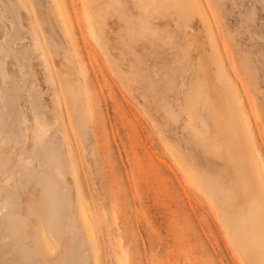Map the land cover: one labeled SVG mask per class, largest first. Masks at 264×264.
<instances>
[{"label": "rangeland", "instance_id": "rangeland-1", "mask_svg": "<svg viewBox=\"0 0 264 264\" xmlns=\"http://www.w3.org/2000/svg\"><path fill=\"white\" fill-rule=\"evenodd\" d=\"M159 3L148 17L133 15L129 2L103 17L101 1L91 0L89 20L82 0H0V197L8 190L22 205L29 197L38 201L39 169L54 177L49 166L60 163L70 181L68 214L79 229L78 238L66 230L63 264H244L177 150L199 172L225 170L222 158L189 138L200 135L184 113L194 112L198 126L203 115L212 124L203 102L189 97L198 80L208 91L207 80L222 82L225 74L242 95L264 153V0H197L187 16L171 2ZM46 121L41 145L35 134ZM67 141L79 185L67 165ZM3 151L12 152L10 160ZM28 154L34 163L25 167ZM37 158H47L40 168ZM78 186L94 233L76 215ZM0 229L9 240L4 245L0 235V264H28L24 240L17 247ZM32 264L48 263L38 254Z\"/></svg>", "mask_w": 264, "mask_h": 264}, {"label": "bare ground", "instance_id": "bare-ground-1", "mask_svg": "<svg viewBox=\"0 0 264 264\" xmlns=\"http://www.w3.org/2000/svg\"><path fill=\"white\" fill-rule=\"evenodd\" d=\"M82 1L88 13V18L91 20V15H89V2L91 0ZM100 1L103 17H107L113 9L125 6L128 2L135 9L132 11V14L143 18L148 17L151 9L160 6L159 2H171L182 16H187L190 10L197 8V0ZM64 25L66 26V20L64 21ZM91 33L97 41H100L99 32L94 25L91 27ZM208 33L211 42L215 44L216 38L210 27ZM37 41L39 40L37 39ZM206 68H211V62L210 66ZM201 70L204 71V69ZM224 83H229L230 87L224 89ZM206 84L208 91L201 86V82L198 80L197 93L189 98L195 104H198L200 101L203 102L204 106L207 107L206 113L212 124L203 115L201 117V125L198 126V124L192 122L196 120L197 115L192 111L184 110V113L188 114L186 117L190 121L194 132L200 135L199 138L195 135H189V138L203 144L204 150L207 152L205 153L206 155L222 158L226 172L223 170L221 175L207 170L199 172L191 167L190 160L187 158L185 152L177 150L178 157L189 179L199 190H202L206 194L218 209L219 217L224 223L227 234L234 244L235 250L242 257L244 264H264V153L254 130L253 120L242 105L243 99L238 89L230 83L225 74H223L222 82L211 78V80H207ZM78 88L79 86L75 85V88L69 91V95L73 100H75L74 97L78 94ZM226 90H230L233 96L228 100L224 94ZM203 95H207V97L205 96L204 99H200ZM210 101L211 104H209ZM56 104L58 110L61 112L63 101L60 95L56 96ZM88 112L91 113V106L88 107ZM175 117L177 116L175 115ZM46 126H49L47 121L39 123V127L38 125L36 126L40 130H38L35 136L37 135V139L41 145L47 141L48 132ZM33 148L35 147L33 146ZM66 152L68 156L67 165L74 172L73 182L79 185L78 170L74 165V152L68 141ZM3 153L8 154L7 159H11L12 152L3 151ZM45 159L47 158L42 160ZM42 160L40 161V158H37L39 168L44 165ZM21 162L26 167L34 163V158L31 157V154H28ZM49 168H52L53 173L56 174L54 177L46 176L47 172L42 171V169L38 171V184L40 187L38 201L29 197L25 199L26 201L22 205V203L17 202L7 192L8 190L4 197H0V227L4 226L9 230L7 234L10 233L12 235L17 247L18 242L21 239L24 240L21 251L28 264H32V260L38 254L41 260L48 264H60L61 262L63 264L64 258L61 250L63 247L65 248V245H63L64 235H66L69 229L70 235L73 238H78L79 235L78 220L76 217L68 214L70 203L65 198L70 181L65 176V171L62 169L60 163L50 165ZM229 173L233 174L228 176L227 174ZM20 185L23 189L22 183ZM2 194L0 190V195ZM77 195L79 208L76 215L81 218L82 226L86 232L91 233L94 230L92 227V217L79 186ZM114 218L116 220L115 215ZM118 233L120 235V232ZM0 235L7 236L6 233ZM89 235L91 236V234ZM6 238H1L4 240V245L6 241L9 243L8 238ZM69 239L71 240V237ZM117 245L121 247L122 253H126L121 236L117 239Z\"/></svg>", "mask_w": 264, "mask_h": 264}]
</instances>
